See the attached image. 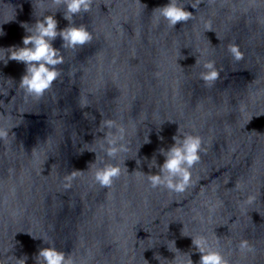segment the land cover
I'll use <instances>...</instances> for the list:
<instances>
[{"label": "water", "instance_id": "95a60500", "mask_svg": "<svg viewBox=\"0 0 264 264\" xmlns=\"http://www.w3.org/2000/svg\"><path fill=\"white\" fill-rule=\"evenodd\" d=\"M181 2L194 15L173 28L152 13L168 0H95L75 17L93 40L74 50L56 37L61 75L40 98L18 86L23 62H0V128L9 132L0 139V264H36L49 245L32 235L54 240L75 264H179L183 253L162 258L174 259L172 240L195 262L188 235L206 236L229 264H264V0ZM58 7L0 0V47L23 46L22 22ZM56 18L69 24L62 10ZM209 61L211 84L202 76ZM108 119L125 127L130 148L115 161L101 148ZM179 129L203 138L193 184L152 188L143 173L159 171L151 165L163 163L160 149ZM104 159L121 164L111 187L94 180L92 163ZM241 240L252 250L241 251Z\"/></svg>", "mask_w": 264, "mask_h": 264}, {"label": "clouds", "instance_id": "9594fccd", "mask_svg": "<svg viewBox=\"0 0 264 264\" xmlns=\"http://www.w3.org/2000/svg\"><path fill=\"white\" fill-rule=\"evenodd\" d=\"M53 2L60 6L55 12L41 14L33 25L22 22V27L28 33L22 39L23 46L0 47V62L5 65L10 60L24 63L25 71L18 86L27 96L34 98L42 97L61 75V70L55 66L64 62V55L59 48L54 46L53 42L56 37H62L63 47L74 50L78 45L83 46L94 38L92 31L85 24L75 22V17L76 14L91 12L95 0H53ZM198 3L199 0H197V3H193L192 7L197 8ZM58 10H62L64 19L69 21V24L64 28L58 27L59 21L56 18ZM152 13L157 23L163 18L173 28L177 22H187L194 15L193 12L186 9L181 0H168V3L153 9ZM3 35H5V32L0 27V36ZM229 51L235 59L240 60L243 58L244 54L238 45H230ZM205 67L211 70L202 74L203 79L211 84L218 77V72L213 68V62L211 61L207 62ZM104 126L111 131H109L101 148L106 157H111L115 161L120 153L130 151L126 140V129L113 119L105 120L102 127ZM8 135V129L0 128V139H6ZM173 140L174 143L169 148L160 149V152L165 156L163 163L156 164L154 161L151 165L157 167L159 171L149 174L142 173L146 176L152 188H164L170 192L183 193L193 184L192 168L201 160V152L205 151V148L203 138L200 135L182 132L180 129L178 134L173 136ZM147 142H150L148 136L145 138V143ZM92 169L95 182L102 187H111L114 180L122 173L119 162L106 159L100 166H96V162H93ZM80 172L77 170L65 175L63 178L65 181L64 187L70 188L72 181ZM254 199L255 197L250 195L247 202L251 203ZM32 236L33 238H41L49 245L39 249L35 255L36 264H75V261L68 254L56 247L54 240H50L46 235ZM188 236L192 238L193 250L200 253L198 261L194 262L191 251L182 252L179 250L174 240L168 245V249L175 253L174 259L169 260L160 257L165 261H175L177 252H180L183 253L184 258L179 260V264H229V260L220 247L218 245L213 246L206 236ZM239 248L241 251L252 250L247 240H241ZM173 249L176 251H173ZM26 260L27 256L20 259L16 258V264H26Z\"/></svg>", "mask_w": 264, "mask_h": 264}]
</instances>
